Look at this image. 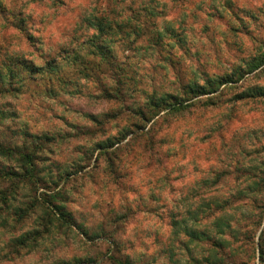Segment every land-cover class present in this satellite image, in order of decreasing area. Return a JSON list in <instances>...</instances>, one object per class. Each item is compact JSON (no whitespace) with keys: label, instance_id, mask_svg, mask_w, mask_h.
<instances>
[{"label":"rangeland","instance_id":"rangeland-1","mask_svg":"<svg viewBox=\"0 0 264 264\" xmlns=\"http://www.w3.org/2000/svg\"><path fill=\"white\" fill-rule=\"evenodd\" d=\"M104 13L168 32L158 49L148 35L114 45L119 81L105 63L87 78L61 60L64 82L16 77L0 92V140L37 147L44 177L0 202V264H264V94L247 96L264 87V64L210 100L185 94L179 112L145 108L150 93L231 77L264 51V0H0V71L8 59L65 57L93 33L85 18ZM57 191L78 226L44 229L40 205L20 215Z\"/></svg>","mask_w":264,"mask_h":264},{"label":"trees","instance_id":"trees-1","mask_svg":"<svg viewBox=\"0 0 264 264\" xmlns=\"http://www.w3.org/2000/svg\"><path fill=\"white\" fill-rule=\"evenodd\" d=\"M149 12H151V14L156 13L154 10H148L146 14L147 16L150 15ZM149 17L152 16L150 15ZM84 22H86L88 28L94 30L93 33L86 35L85 38L79 42L80 44L77 47H74L75 45H73V47L67 51V55L61 59L52 57L43 65L35 64L24 58L8 59V61H5L3 64L5 71H0V81L8 80V87L1 85L0 92H7L10 88L14 89V80H16V77L20 78L21 81L19 82H25V78L37 79L40 77L47 80L49 87H52L56 80L59 81V83L64 82L61 74L63 68L61 60H66L68 66L72 68V70H75L77 74H82L84 72L85 77L87 78L92 76V74H95V64L100 66L105 63L111 67V74L118 75L119 81L124 75V71L122 70V67L119 66V54L114 50V45L116 46L118 43L128 42L129 45L132 46L131 44L134 42V39H141L144 35H148V37L151 36L152 42L150 46H147V49H158L161 48L165 33L168 32L167 29H165L164 32L161 29L153 27L148 28V24L140 22L134 15L118 18L116 16H111L109 13L101 15L92 14L87 16ZM149 24L156 26L158 23L152 18V21L149 22ZM85 49H87L86 53H84ZM92 55L94 57L93 60L90 61L91 59L88 58V56ZM66 57H68V59H66ZM263 64L264 51L250 59L246 63V67L236 68L231 77L228 75L212 76L207 77L204 80V83L196 81L190 82L184 85V91L182 93H164L161 95L150 93L145 102L146 111L148 110L147 112L151 113V116L153 117L160 115V113L164 111L179 112L184 110L191 105V103H187L189 99L185 97V94H192L199 97L208 96L207 100H210L213 94H220L222 92L224 85L237 82L236 78L239 80L244 78L245 75L256 71ZM255 92L259 95L264 94V87H260L255 91H252L250 94L248 93L247 96H250L251 94L253 96ZM140 108L138 109L139 114L145 115L146 113L143 108ZM3 118L4 115L2 113L0 115V125ZM149 120L151 121V119ZM35 137L38 139L40 138V136ZM45 138L49 137L45 136ZM101 145L103 148L109 146L104 144ZM0 157L14 159L17 162V167L14 169L0 167V184L9 182V188H0V202L2 204L7 205L10 198L12 199L17 193V190L21 187L27 185L37 187V185L43 181L44 177L40 174L37 165V147L31 149L26 144L10 145L0 140ZM60 196H62V193L59 191L49 194L43 193L42 197H36V200H32V203L29 204V206L19 209L20 215L24 214V212H29L30 209L40 205L43 207L44 214H46V216L43 217L44 229L55 223V221H58L60 226H78L77 222L73 219L72 214L66 209L64 202L59 201ZM37 233H39L38 230L33 233L28 232L21 235L16 240V246L14 248L35 242L38 238ZM256 254H258L261 259H264V234H262L259 239L258 247H256ZM111 258L115 260L116 264H135L128 257L122 259L112 256Z\"/></svg>","mask_w":264,"mask_h":264}]
</instances>
